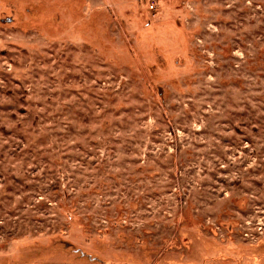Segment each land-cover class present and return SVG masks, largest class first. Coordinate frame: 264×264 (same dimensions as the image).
I'll return each mask as SVG.
<instances>
[{
    "label": "rangeland",
    "instance_id": "374dc122",
    "mask_svg": "<svg viewBox=\"0 0 264 264\" xmlns=\"http://www.w3.org/2000/svg\"><path fill=\"white\" fill-rule=\"evenodd\" d=\"M0 264H264V0H0Z\"/></svg>",
    "mask_w": 264,
    "mask_h": 264
}]
</instances>
